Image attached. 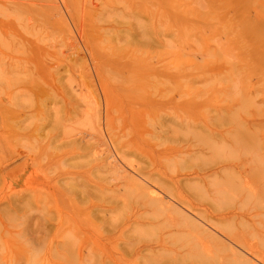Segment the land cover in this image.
<instances>
[{
    "label": "rangeland",
    "instance_id": "rangeland-1",
    "mask_svg": "<svg viewBox=\"0 0 264 264\" xmlns=\"http://www.w3.org/2000/svg\"><path fill=\"white\" fill-rule=\"evenodd\" d=\"M88 1L86 0V3ZM252 1L253 3L251 2L246 10L236 8L230 15L236 22L232 20V25H223V29L222 25L212 18L216 16V13L220 15L214 7L211 8L212 12L206 10L194 12L189 8L180 10L183 15L181 18L186 20L184 24L158 22L160 18L161 21L169 17L167 11L155 13V20H149L147 15L140 14L139 23L127 22L125 16L129 12L117 13L111 22L102 23L97 19L96 13L84 9L75 0H0V103L2 106L4 103L7 107L6 112L0 108L2 111L0 113V165L12 163L9 169H16L20 165L22 167L14 171V175L11 174L6 178L8 182L6 179L3 182L0 179V209L4 206L6 208L3 209L4 213L0 210V229H2L0 231V264H15L16 261V264H23L26 259H28L27 264H46L48 260L50 264H53L57 256L54 247L62 242L64 235L68 238L73 233V235H80L75 248L84 247L85 250H82L85 252L93 249L95 253L98 252L97 254L105 251L108 255L111 252V255H115L118 252L117 249L126 248L129 235V238L139 245L150 246L163 233L157 225L154 228L153 226L143 229L137 227L138 229L133 230L134 232L128 231L125 240L119 238L118 233L117 238L112 235V230L108 232L113 224L120 228H127V225L134 222L135 213L133 212H135L137 200L131 199L130 190H126L125 187L117 192L111 191L109 187H113L116 182L109 173L103 174L105 178L103 181L99 178L102 176L93 174L97 166L96 156L90 155L89 159L93 156L95 159L92 160V158V161L88 162V158L87 160L77 159L75 151L73 152L71 140L80 138L83 130L88 131L87 126L85 129L84 120L74 119L76 115H72L73 108L76 104L79 106L80 101L89 103V97L91 102L93 101L92 104L90 103L92 106L100 100L98 103L101 104V108L105 107L102 108L104 116L106 115L104 117V139L107 144L105 148L109 150L108 153L111 151V157L118 158V162L125 169L127 167L130 169L133 164L134 166L140 163L148 165L156 160L157 164L161 163L160 169L167 174L184 175L188 171L206 170L223 163L230 162L236 166L242 160L248 159L252 168L262 169L264 174V17L257 14L264 0ZM115 6L113 4V7ZM209 18L212 19L211 23L207 21ZM258 49H261L259 54ZM32 78L35 79L34 82ZM74 81L76 84L73 87ZM101 84L107 90L105 97L102 96ZM70 89L77 92L71 94ZM85 92L89 96H86L88 99L84 95ZM55 96L62 98L60 101L64 102L67 108H63L62 103L54 105V100L51 99H55ZM70 96L72 99H69ZM90 104H88L89 107ZM68 113H72L70 115L72 120ZM5 115L8 116L3 119ZM26 119L29 120L28 125H31H26L28 128L23 131L24 133L16 132V127L19 124L22 125ZM164 125L165 129L162 131H165V134L163 135L160 127ZM2 133L3 136H1ZM61 135L65 136L63 152L58 151ZM96 141L94 139L90 143ZM139 147H143L144 151L140 152ZM106 149L104 153L107 156ZM117 150L122 151L119 154L124 155L123 159L117 156L119 152ZM69 154L70 160H66ZM61 161L71 162L73 167L85 166L86 162L89 165L96 162L91 166L86 164L92 167L85 166L88 172L84 167L81 168L82 170L73 169L72 166L71 170L67 168L66 179L70 177L67 182L70 181L74 187L75 184L78 185V182L81 183L78 180L84 182L85 179L84 183L88 188L95 187L99 183L106 186L107 190L103 196L106 200L103 205L107 208L103 214L104 220L96 217L97 213L92 212L93 215H88L91 222L88 221L89 224H86L89 228L81 230L87 220L86 222L85 219L77 220V223L81 222V225L69 217L75 206H77L76 209L80 205L81 208H85L82 207L83 205L86 206L81 203V200L75 199L79 197L75 196L74 190H71V194L75 197L70 195L69 187L66 186L65 189L53 184V178L52 183L42 182L44 179L41 180V178L50 177V175L54 177L61 171L59 170L63 167ZM49 165L53 170L48 168ZM89 171L93 172L90 177ZM74 177L75 182L71 180ZM105 181H107L106 184ZM37 183L39 184L36 185ZM252 183L247 187L256 185ZM259 185L260 189L263 188V184L259 183ZM57 189L59 192L56 191ZM260 189L258 193L261 196L250 199L246 202V206L248 205V208L255 206L254 208L260 209V216L254 218L249 224L250 234H248L253 242L256 239L254 243H258L264 252V189L261 190L263 193ZM245 190L247 191L248 188ZM26 192L29 193L25 196L26 200H29L27 202L31 204L26 202L20 205L21 208L20 206L9 208L6 199L10 195L14 194L11 197L21 193L25 195ZM97 192L92 191V203L89 204L91 210L97 207ZM67 195L79 202L72 200L74 204L71 205L72 197L69 196V198ZM61 196L66 202L68 200L70 205L65 202L62 205ZM75 203L81 204L78 206ZM42 204L45 209L42 208ZM112 208H114L113 211ZM8 210L11 211L10 215ZM45 213L53 216L63 213L67 215V222L64 221L62 225L66 230H62L63 227L59 224L58 228L56 225L51 227L48 234L39 233V231V234L34 233L37 228L32 225L38 222L41 225L44 220L39 214L44 216ZM148 217L150 216L145 218ZM40 218L43 221H40ZM143 219L141 220L145 221ZM141 220L137 221L142 222ZM96 221L100 222L97 224ZM159 221L162 224L163 219ZM22 222L28 225L33 223L31 224L33 228L27 227L26 224L23 227ZM134 224L136 226L135 222ZM78 231H85L86 235L75 234ZM86 232H90L91 237ZM33 236L36 238L34 239ZM101 236V242L104 240L103 244L99 243ZM103 236L114 239L105 242L106 239H103ZM22 252L25 253L24 257H21L24 255ZM170 254L166 255L170 260L166 256L162 257L163 262L166 259L169 261L175 259L174 253ZM193 255H195L193 264H197L196 260L200 261V258L204 256ZM125 256L129 257L127 258L129 260L122 264H131V262L133 264L135 261L134 264H138L137 257L126 253ZM21 258L23 263L19 260ZM177 259L181 258L177 257ZM140 260L141 264L143 261H145L143 264L151 261L148 258L147 260L140 258ZM203 260L207 259L202 258L201 261ZM58 262L59 264H78L67 256L62 262L60 260Z\"/></svg>",
    "mask_w": 264,
    "mask_h": 264
},
{
    "label": "bare ground",
    "instance_id": "bare-ground-1",
    "mask_svg": "<svg viewBox=\"0 0 264 264\" xmlns=\"http://www.w3.org/2000/svg\"><path fill=\"white\" fill-rule=\"evenodd\" d=\"M75 1L80 6H82L84 9L88 10L89 12L96 13L97 19L102 23L111 22L114 19V17L117 16V13L121 14L124 12V14H127L129 12L127 14V16H125V19L127 20V22L128 23L129 22L130 23H133V22L139 23L140 19H138V18L140 17V14L141 15L142 14L147 15V18L149 20H155V16H154L155 13L167 11V13L171 12V15H169V13H168L167 15L169 17L166 16L167 19L160 21V19H161L160 18L158 22H169V23L175 22L176 24H184L186 20H184L183 17L181 18V16H183V15H181L180 10L189 8V9H193L194 12H198V11L205 12V10L206 11L213 10L211 8L214 7V10H217V12L220 15H218L216 13L215 14L216 16L212 17V18L214 20L218 21L219 22L218 24L219 25L221 24L223 29H224L223 25H232L231 24L232 20L234 22H236V20L233 19L234 17H230L232 12H235L236 8H239V9L241 8L243 10H246L247 7L250 6L251 2L253 3L252 0H89L88 3H86V0H75ZM113 4L116 5L115 6L116 8L113 7ZM119 9H121L122 11L120 12ZM257 11H258L257 14L259 16L264 17V4L261 5ZM198 17L200 18V16H198ZM207 21H209L208 23H211L212 19L209 18ZM250 26H254V24H250ZM225 27H230V26H225ZM254 27H257V26H254ZM231 28H233V27H231ZM251 30H253V29L251 28ZM260 51H261V49L260 50L258 49V54ZM44 77H46V76H44ZM39 78L42 79V77H40V75H39ZM54 78H56V76ZM68 78H69V76H68ZM32 79H33L32 82H34L35 79L34 78H32ZM48 79H47V81H48ZM60 79H61V77L59 78V80ZM74 79L75 78H73V80ZM83 79H85V78H83ZM52 80H54V79H52ZM74 84H76V81L73 82V84H72L73 87H74ZM102 86L103 85L101 84V88H103V91H102L103 95L102 96L105 97L107 90H105L104 86L103 87ZM73 90H71V94L74 92H77V91H75V90L73 91ZM87 90H90V89H87ZM79 93H76V94H79ZM87 93L84 94L85 97L86 96L89 97L87 95ZM90 93H92V92H90ZM79 95L83 96L81 94H79ZM60 96L63 98L62 95H60ZM54 98L55 99H51V100H54V105L57 106V105H60L62 103L60 101V100H62V98H59L56 96ZM67 98H68V94H67ZM78 98H76V100H78ZM89 98H90L89 103L86 101H83V103H82L80 101L81 104L79 103L78 104L79 106H77V104L76 105L73 104L74 108L72 106L74 114H72V113L71 114L74 116L76 115V118L74 117V119H76L78 121L84 120L83 122L85 124L84 125L85 129H86V126L88 128V129H86L88 131L85 130L86 132H84V130H83L84 133L80 131L82 133L80 138L76 137V138L71 140L70 144L73 145V148H74L73 152L75 151L74 153H75L77 159L85 158L87 160L88 157L90 158V155L96 156L95 158H96L97 166H96V169H94L95 171L93 170L94 173L92 171L91 172L95 175L97 174V175L102 176V177H99V178H101V181H103V179H105V178H103L104 177L103 174H105V172L109 173L110 175H112L113 181L116 182L114 186L111 185L113 187H109V189L111 191L117 192V190L125 187V188H127L126 190H128V189L130 190V192L129 191L128 192L132 195L131 199L137 200L135 212L132 211L133 213H135V219L133 221L136 223V226H135L134 222L130 225H127L128 226L127 228L126 227L120 228V226H116L115 224H113V226L111 225V227L109 228L108 232L110 233V230H112V235L116 236V234L118 233V237L124 239L126 237V232L131 231V230L136 231L138 229L137 227L143 229L145 227L150 228L153 226V228H154L157 225V226H159V228H161L160 230L163 233H161L160 238H158V240L155 241V243H152L150 246L148 244H140L139 245V243L134 242L133 239L129 238V236H130L129 235V236H127L128 242L126 243L128 245L127 246L128 248L126 247L127 248L126 249L125 247H123L121 249L120 248L117 249L118 252L115 255H111L112 252L110 255H108V253H106L105 251H102L103 252L102 253L100 251L101 249L99 250L101 252V254H97L98 252L95 253V251L93 249H91L92 251L86 250L87 252H85L84 247L82 248L84 250H82L81 248L79 249V247L77 249V248H75V247H77L76 245H78L76 241H78L80 235H73L74 233L71 235L70 233H68V235H71L70 237L65 238L66 235H64V237L61 240L62 242L60 244H57V246L55 245L56 247L52 246V247L56 248L55 251H56V255H57V256H55L56 258L51 256L52 258L55 259L52 262L53 264H59L58 261L60 260L62 262V260L65 256H67L71 261L77 262L78 264H87V263H91V264H96V263L97 264H122V262H127L129 260V259H127L129 257H126L125 253L129 256H132L135 258L137 257L136 259H139L138 264L141 261L140 258H144L146 260H147V258L150 259L151 261H148L150 264H184V261H186L185 264H187V262H190L188 264H193V263H195L194 258H193L195 255H193V254H196V255L201 254L202 256L204 255L203 257L200 258V261L196 260L197 264H264V252L261 249L262 247L260 248L258 243H254L256 239H254V242H253V240H250V238H252V237H249V234H250V225L249 224H250V222H253L254 218L259 217L261 212L259 211L260 209L254 208L255 206L250 207V208H248L249 207L248 205H247L248 207L246 206L247 201L249 202L250 199L260 195V193H258L259 189H260L259 183L261 185L263 184V188L261 187V189H260V192L263 193L262 189H264V174L262 172L263 171L262 169L252 168L251 164L248 163V159L242 160L240 163L236 164V166L232 165L229 162V163H223L221 165L219 164L215 167H212V168L206 169V170L188 171L184 175L172 174L173 176L169 175L165 171L161 170L160 169L161 163L159 162L160 164H157L158 162L156 160L151 161V163H149L148 165H144V164L140 163L139 165L134 166L135 164H133V167H131L130 169H128L129 167H127V169H125L124 167L121 166L120 162H118L119 161L118 158H114V156H112L113 157L112 158L111 154H110L111 151H110V153H108L109 150H107L105 148V146H107L106 140L104 139L105 138V136H104V125H105L104 117L106 115L104 116L105 113L102 110V108H105V107L101 108V104L98 103L100 100H98V102L96 104H93V106H92L91 104L93 103V101L91 102V97H89ZM69 99H72L71 96L69 97ZM94 99L96 100V98H94ZM80 100H83V99L80 98ZM2 104L4 107L0 103V108L6 112L7 107L5 106L4 103H2ZM68 104H70V103H68ZM88 104L91 105L90 106L91 108L88 106ZM82 105H84V106H82ZM64 107L65 106L63 104V108ZM65 108H67V107H65ZM68 108H70V107H68ZM70 111H71V109H70ZM1 112L2 111L0 110V113ZM4 114H6V113H4ZM65 114H67V113H65ZM68 114L70 117L71 114L70 113H68ZM106 114H107V112H106ZM7 116L8 115H5L2 118L5 119L4 117H7ZM45 120H47V117H45ZM70 120H72L71 117H70ZM27 121H29V120L26 119L25 121H23L22 125L17 124L18 127H16L17 129H15L16 132L24 133L23 131H25L28 128L27 126L31 125V124L28 125ZM4 125H5V123H4ZM84 126H82V127L84 128ZM180 126H182V124ZM126 127H127V125H126ZM12 128L14 129L15 127H12ZM83 128H81V129H83ZM160 129H161V133L164 135L165 131H162V130L165 129V125L163 127H160ZM3 135L4 134L2 133L1 136H3ZM61 137L62 138L59 140L60 141L59 148H58L59 152H63L62 148H64V145H65V143H64L65 136L61 135ZM160 138H162L161 135H160ZM94 139H96L97 141L95 143H90V141L94 140ZM62 140H63V142H61ZM222 140H223V138H222ZM136 144H138V142ZM116 146H118V145H116ZM134 146H135V144H134ZM75 147H77V148H75ZM124 147L125 146L123 145V148ZM114 148L116 150L115 146H114ZM142 148L143 147H141V148L139 147L138 150H140V152H143L144 148L143 149ZM104 149H106V152L108 151L107 156L105 155L106 153H104ZM117 149L121 150V148H119V147H117ZM115 150H114V152H115ZM135 150H137V149H135ZM118 151L119 150H117V152ZM121 152L119 151L118 154L119 153L121 154ZM123 153H124V150H123ZM70 154H72V153H70ZM70 154H69V158H66V160L67 159L70 160ZM103 154H104V156H103ZM109 154H110V157H109ZM115 154H116V152H115ZM118 154H117V156L119 157L120 154L119 155ZM146 155H147V153H146ZM94 156L91 157V159L93 158L92 160L95 159ZM123 156H120V157L122 158ZM188 156H191V155L188 154ZM72 157H74V156L72 155ZM91 159H89L88 162ZM165 160L167 161V159H165ZM96 162L94 161L93 163L96 164ZM56 163H57V161H56ZM70 163H66L63 161L61 163V166H63V167H61V169H59V170H61L60 172H57V174L55 173L56 175L54 174L55 175L54 177H51V175L47 173L48 175H50V177L44 176L45 178H41V180L44 179L42 182L47 184L48 182H51L52 178H53V180H54L53 184L55 183L56 186L59 185L60 187H64L65 189H66V186H67V188L69 187L70 195H72V196H74V195L71 194V190H74L73 193L75 194V196L79 197V199L77 197L75 199L79 200V201L81 200V203L85 204L86 206H84L82 204L83 205L82 207H85V208H81V205H80L81 203L79 204L80 205L79 206L78 204H76L79 201L76 202V200L73 199L75 196L72 197L70 195H67L68 197L69 196L72 197V198L69 197L71 203H72V200H75L74 201V202H76L75 204L79 206L77 209H76L77 206H75V209L71 211V213L69 214V217L76 220L75 223H77V220H84L85 219V222L87 220V223H84L83 225L81 224V222H79L83 226L81 229V230H83V228L86 229V227H88L87 226L89 224L88 221L91 222L90 221L91 219H89L90 216H88V215L92 214V212L97 213L96 217H98V218L100 217L101 220L105 219L103 214L105 213L107 208H105V206L103 205L104 201H106L103 196H104L105 191L107 189H106V186H104L102 183H99L95 187L88 188L86 186V183H84L86 181V179L84 182H82L81 180H78L81 183L78 182V185L75 184L76 186L74 187V184L70 183V181L67 182V180H70V177H69V179H66L68 177L67 176V170H68L67 168L70 169V167L72 166L71 168H73V169L74 168L75 169L80 168L79 170H82L84 167V169L87 171V169L85 168L86 164L88 166H91L93 163L89 165V163L86 162L85 166H82V167L81 166L73 167V164L71 163L72 164L71 165ZM11 165H12V163H9L6 165L5 164L3 165V163H2V165H0V167H1L0 168V179L2 180V182L7 177H9L11 174H13L14 171H17L20 168H22L20 165V167H17L16 169H9ZM50 166L51 165H49L48 168H50ZM55 166H56V164H55ZM58 166H59V164H58ZM88 166H86V167H88ZM123 166H124V164H123ZM88 168H92V167H88ZM50 169H52V168H50ZM44 170H45V168H44ZM89 170H91V169H89ZM51 171H49V172H51ZM186 171H187V169H186ZM42 172H44V171H42ZM46 172H48V171H46ZM92 173L88 174L89 177H90V175H93ZM178 174H179V172H178ZM88 175H86V176L88 177ZM72 178H71V180H74V182H75V177H74V179H72ZM39 179H40V177H39ZM6 181H7V179H6ZM106 182L107 181H105L104 183L106 184ZM250 183H252V184L255 183L256 185H254L253 187H251V186L247 187V185ZM38 184L39 183H37L36 185H38ZM70 184H72L73 186ZM32 187L34 188L33 185H32ZM73 188H75V189H73ZM245 188H248V190L246 191ZM59 190L63 191L60 188H59ZM93 190L98 191L97 192L98 197L96 198L97 199V204H96L97 207L95 206L96 208L93 207V209L91 210L89 207V204L91 202V196H92ZM33 191H34V189H33ZM56 191H58V189ZM27 194H29V193L26 192L25 195L22 193L18 194V195L15 194L16 196H14V197H11L14 194L10 195L6 199V202L8 203L7 205L9 206V208H18V206H20L22 203L24 204L27 201H29V200H26V197H25ZM68 194H69V192H68ZM51 198H54V197H51ZM63 198L64 197L61 196L62 200H63ZM44 200H46V199H44ZM39 201H41V200H39ZM63 202H65V204H67L69 201L68 200H67V202L65 200L61 201L62 205H63ZM27 203L31 204L29 202H27ZM59 203H60V200H59ZM95 203H96V201H95ZM243 203L245 204V207H244ZM43 204H42V208L45 207V206H43ZM73 204L74 203H72L71 205H73ZM105 204L107 205V203H105ZM35 205H37V204H35ZM38 205L41 206L40 203H38ZM38 205L36 207H38ZM20 208H21V206H20ZM24 208H26V207H24ZM69 208L71 209V206H69ZM69 208L67 210L70 211ZM3 209H6L5 206L3 207ZM3 209H0V210H2L4 213L5 210H3ZM43 209H45V208H43ZM113 209L114 208H112L111 210L113 211ZM34 210H36V209H34ZM109 210H110V208H109ZM109 210H107V211L109 212ZM40 211H42V209ZM8 212H9V210H8ZM59 212H61V211H59ZM10 213H11V211L9 212V215H10ZM43 213H44V211H43ZM55 214H57V213L55 212ZM63 214H59L58 216L50 215V213H49V215H46V213H45L44 216H43V214H39L40 216H42V219L44 221L40 218L41 219L40 221H43V223L41 222L42 223L41 225H39L40 224L39 222L37 224L31 223V224H33L32 226L35 225V228H37V229H35L34 233L36 232L37 234H39L41 232L44 234H48L50 232V230L52 229L51 227H54L55 225L59 226V224L62 226L65 223L64 221L67 220V218H66L67 215H63ZM6 215H8V214H6ZM148 215L150 217L145 218ZM86 217H88V218H86ZM143 218H145V219H143ZM138 219H140V220L143 219L145 221L141 220L142 222H139V221H137ZM159 219H161V220L163 219L162 224L160 223ZM35 222H36V220H35ZM96 222L98 224V222H100V221H96ZM79 223H77V224H79ZM21 224H23L22 226L24 227V224H26V223L22 222ZM31 224H29V225L26 224V225H27V227L30 226L31 228H33L31 226ZM100 225H98V226H100ZM58 226H57V228H58ZM104 226H106V223L104 224ZM104 226L102 228H104ZM133 226H135V227H133ZM10 227H14V226L10 225ZM62 227H61L62 230H64V226H62ZM74 228H76V227H74ZM78 230H80V229H78ZM165 230H166V232H165ZM254 230H252V231H254ZM0 231H2V229H0ZM38 231H39V233H38ZM94 232L96 233V231H94ZM82 233L84 235H86L85 231L84 232L78 231L75 234H82ZM86 233H88V232H86ZM89 233H88V235H90ZM251 234H254V233H251ZM84 235H83V237L85 238ZM102 235H103V233H102ZM34 236H33V238H34ZM30 237H32V235ZM76 237H77V239H75ZM90 237H91V235H90ZM92 237H93V235H92ZM103 237H104L103 239H106L105 242H109L110 240L114 239V238L110 239L107 236H103ZM101 238H102V236L100 237V239ZM116 238H117V236H116ZM24 239H25V237H24ZM26 240H27V238H26ZM96 240H98V237ZM119 240H121V239H119ZM101 241H102V239L99 240V243L103 244L104 240H103V242H101ZM28 243H30V242H28ZM96 244H98V242ZM79 245L82 247L81 244H79ZM22 246L25 247V245H22ZM16 249H18V248H16ZM20 249H22V248H20ZM22 253H24V252H22ZM170 253H174L175 259L172 261H169L170 260L169 256H171ZM166 255H169V256L167 257ZM186 255H188V256H186ZM201 255H199V256H201ZM24 256H25V253L21 257H24ZM163 256H166L169 260H167L164 257L166 259V261L163 262L164 261V260H162ZM189 256L192 258H190ZM177 257H180L181 259H177ZM197 258L199 259V257H197ZM197 258H195V259H197ZM202 258L207 259V260H205V261L203 260L204 261L203 262V261H201ZM2 260H3V258H2ZM19 260H21V262L23 263L22 258ZM27 260L28 259H26L25 260L26 262L23 264H27V262H28ZM15 261H16V258H15ZM16 262H15V264H16ZM47 262H46V264H47ZM143 263H145V261H143ZM28 264H30V263H28ZM131 264H132V262H131Z\"/></svg>",
    "mask_w": 264,
    "mask_h": 264
}]
</instances>
